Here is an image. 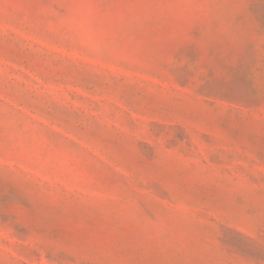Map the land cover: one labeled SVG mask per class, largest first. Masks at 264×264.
I'll list each match as a JSON object with an SVG mask.
<instances>
[{
    "label": "rangeland",
    "instance_id": "374dc122",
    "mask_svg": "<svg viewBox=\"0 0 264 264\" xmlns=\"http://www.w3.org/2000/svg\"><path fill=\"white\" fill-rule=\"evenodd\" d=\"M0 264H264V0H0Z\"/></svg>",
    "mask_w": 264,
    "mask_h": 264
}]
</instances>
